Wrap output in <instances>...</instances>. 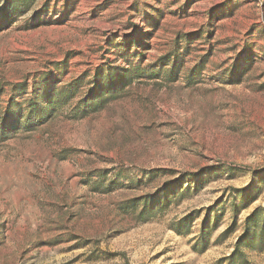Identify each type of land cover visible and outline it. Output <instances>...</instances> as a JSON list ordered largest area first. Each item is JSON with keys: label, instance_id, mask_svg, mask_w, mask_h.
Segmentation results:
<instances>
[{"label": "rangeland", "instance_id": "rangeland-1", "mask_svg": "<svg viewBox=\"0 0 264 264\" xmlns=\"http://www.w3.org/2000/svg\"><path fill=\"white\" fill-rule=\"evenodd\" d=\"M0 264H264V0H0Z\"/></svg>", "mask_w": 264, "mask_h": 264}]
</instances>
